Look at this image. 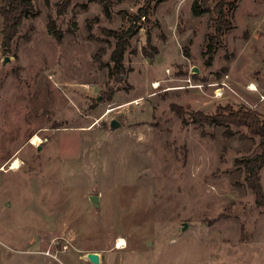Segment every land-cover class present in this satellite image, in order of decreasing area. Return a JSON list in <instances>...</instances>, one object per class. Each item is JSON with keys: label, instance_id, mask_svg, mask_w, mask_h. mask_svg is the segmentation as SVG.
<instances>
[{"label": "rangeland", "instance_id": "1", "mask_svg": "<svg viewBox=\"0 0 264 264\" xmlns=\"http://www.w3.org/2000/svg\"><path fill=\"white\" fill-rule=\"evenodd\" d=\"M58 1L35 0L9 49L0 16V264H264V204L236 163L259 138L192 118L229 104L264 121V0H236L209 64L215 15L193 0L132 22L146 0ZM129 25L110 77L103 29Z\"/></svg>", "mask_w": 264, "mask_h": 264}, {"label": "trees", "instance_id": "2", "mask_svg": "<svg viewBox=\"0 0 264 264\" xmlns=\"http://www.w3.org/2000/svg\"><path fill=\"white\" fill-rule=\"evenodd\" d=\"M35 0H5V3L0 6V16L2 17V46L9 49L13 39L18 34L19 28L23 20L32 14ZM102 5L105 14H109L107 0H93ZM210 0H193L191 3V12L193 16H201L205 13L214 14L213 19L214 29L212 33L207 35V44L205 53L207 54L206 64L212 60L213 53L217 45L221 42L225 31L232 27V21L229 15V9L235 7L236 0H217L215 5L211 8L209 6ZM72 0H59L56 4V12L58 15L63 14L71 5ZM152 0H146L141 6L136 16L131 20L135 21L141 17L148 18L150 13ZM54 22L49 20L47 29L50 34L54 33ZM103 33L115 39L114 48L110 54L112 66L109 68L108 75H113L118 78L121 77L123 72L124 53L129 46L130 38L133 33V28L129 25L123 29H103ZM146 40L149 44L150 34L146 32ZM102 51V49H100ZM146 56L150 57L144 50ZM95 60L99 65L103 62L98 54H95ZM177 111V108L174 107ZM178 114L182 112L177 111ZM192 118L195 122L207 124H233L236 127H244L251 135L257 136L259 142L256 147L247 155L236 160L237 164L242 165L245 172V181L247 186L252 190L255 196V201L259 205L264 204V193L260 182V171L264 166V121L260 115L253 110L247 108L234 109L231 105L227 104L217 108L216 113L212 115L204 114L200 111L194 112ZM227 131L224 136L230 137Z\"/></svg>", "mask_w": 264, "mask_h": 264}, {"label": "water", "instance_id": "3", "mask_svg": "<svg viewBox=\"0 0 264 264\" xmlns=\"http://www.w3.org/2000/svg\"><path fill=\"white\" fill-rule=\"evenodd\" d=\"M110 124H111L112 127H117L119 125V123L116 120H114V119L111 120ZM89 199L95 206H97L98 196L91 195V196H89ZM184 227H185V225H184ZM86 258L90 262L95 263V264H98L100 262L99 255L97 253H95V252L86 253Z\"/></svg>", "mask_w": 264, "mask_h": 264}, {"label": "bare ground", "instance_id": "4", "mask_svg": "<svg viewBox=\"0 0 264 264\" xmlns=\"http://www.w3.org/2000/svg\"><path fill=\"white\" fill-rule=\"evenodd\" d=\"M156 83L154 84V86L156 87ZM248 89H250V90H256V86H255V84H253V83H250L249 84V86H248ZM219 91V90H218ZM221 92V91H220ZM219 93V92H218ZM37 141H39V138L37 137V136H34L33 138H32V142L34 143H37ZM19 167V160L18 159H16V160H14L12 163H11V165H10V169H17ZM121 245H123V240L122 239H119L118 240V247H120Z\"/></svg>", "mask_w": 264, "mask_h": 264}]
</instances>
